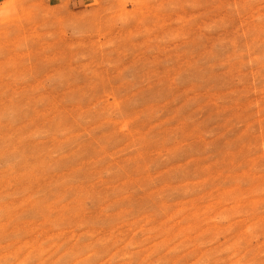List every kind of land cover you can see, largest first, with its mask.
Here are the masks:
<instances>
[{
  "label": "rangeland",
  "instance_id": "374dc122",
  "mask_svg": "<svg viewBox=\"0 0 264 264\" xmlns=\"http://www.w3.org/2000/svg\"><path fill=\"white\" fill-rule=\"evenodd\" d=\"M0 11V264H264V0Z\"/></svg>",
  "mask_w": 264,
  "mask_h": 264
},
{
  "label": "crops",
  "instance_id": "0c3cea01",
  "mask_svg": "<svg viewBox=\"0 0 264 264\" xmlns=\"http://www.w3.org/2000/svg\"><path fill=\"white\" fill-rule=\"evenodd\" d=\"M72 4H74L75 6H84L86 4L91 3L94 0H70ZM5 0H0V5L2 3H4ZM4 14L3 11H0V15Z\"/></svg>",
  "mask_w": 264,
  "mask_h": 264
}]
</instances>
